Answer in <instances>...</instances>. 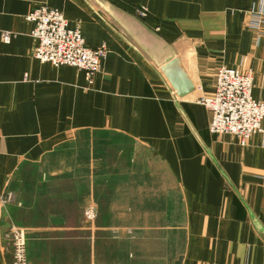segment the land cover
Wrapping results in <instances>:
<instances>
[{
    "label": "crops",
    "instance_id": "obj_1",
    "mask_svg": "<svg viewBox=\"0 0 264 264\" xmlns=\"http://www.w3.org/2000/svg\"><path fill=\"white\" fill-rule=\"evenodd\" d=\"M40 5L105 47L91 84L32 57ZM252 10L264 0H0V264L12 226L27 264H150L155 248L165 264L168 228L177 264H264V138L211 135L197 103L220 67L251 69L264 102ZM171 57L194 87L183 97L161 71Z\"/></svg>",
    "mask_w": 264,
    "mask_h": 264
},
{
    "label": "built area",
    "instance_id": "obj_2",
    "mask_svg": "<svg viewBox=\"0 0 264 264\" xmlns=\"http://www.w3.org/2000/svg\"><path fill=\"white\" fill-rule=\"evenodd\" d=\"M142 11L139 13L141 17L146 14L145 10ZM247 17L249 29L263 34L264 15L252 10ZM26 20L33 24L31 35L36 42L32 52L34 59L54 68H75L84 72L87 82L92 83V78L100 71L101 62L106 57L104 47H87L79 28H69L60 11L46 5L34 8ZM8 39L9 35L3 34V40ZM252 87L251 69H217L213 94L201 96L197 101L210 112V134L233 136L242 147L254 135L264 138V102L252 98ZM11 247L10 264H24L25 233L22 229L11 230Z\"/></svg>",
    "mask_w": 264,
    "mask_h": 264
},
{
    "label": "rangeland",
    "instance_id": "obj_3",
    "mask_svg": "<svg viewBox=\"0 0 264 264\" xmlns=\"http://www.w3.org/2000/svg\"><path fill=\"white\" fill-rule=\"evenodd\" d=\"M142 11V9H137V15L139 17H141L139 15V13ZM143 12V11H142ZM146 14L143 16L145 17ZM104 47V46H101ZM105 48V47H104ZM97 49V48H96ZM106 50V49H105ZM107 54V52H106ZM105 59V58H104ZM226 68V67H225ZM229 69H233V68H229ZM217 71V70H216ZM86 77V76H85ZM93 79V78H92ZM213 94V93H212ZM211 94V95H212ZM209 126V125H208ZM209 132V131H208ZM212 135V134H211ZM217 136V135H216ZM230 136V135H229ZM233 137V136H232ZM248 142V141H247ZM247 144V143H246ZM246 146V145H245ZM242 147V146H241ZM244 147V146H243ZM11 198V196H10ZM11 200V199H10ZM13 228H17V229H22L25 232L24 228L21 227H17V226H12L9 228V237L11 240V230ZM182 233L179 229L177 228H168L166 229V242L164 244V250L166 249L167 251V258L165 259V264H177L179 261V257H180V252L182 249ZM26 249H27V237L25 236V252H24V264H27V256H26ZM156 248L153 251L152 256L150 255V259H149V263L150 264H156L155 259L153 258L156 255ZM104 256V255H103ZM105 258L108 259L107 256H104ZM153 259V260H151ZM12 260V257H11ZM152 262V263H151ZM106 264V263H105Z\"/></svg>",
    "mask_w": 264,
    "mask_h": 264
},
{
    "label": "water",
    "instance_id": "obj_4",
    "mask_svg": "<svg viewBox=\"0 0 264 264\" xmlns=\"http://www.w3.org/2000/svg\"><path fill=\"white\" fill-rule=\"evenodd\" d=\"M161 71L179 97H183L194 90L191 81L177 58L171 57L166 60L161 67Z\"/></svg>",
    "mask_w": 264,
    "mask_h": 264
}]
</instances>
